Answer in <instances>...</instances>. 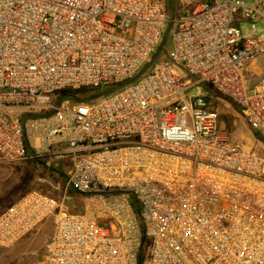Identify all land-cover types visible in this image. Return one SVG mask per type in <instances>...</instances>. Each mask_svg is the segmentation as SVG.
Listing matches in <instances>:
<instances>
[{
	"label": "built area",
	"instance_id": "obj_1",
	"mask_svg": "<svg viewBox=\"0 0 264 264\" xmlns=\"http://www.w3.org/2000/svg\"><path fill=\"white\" fill-rule=\"evenodd\" d=\"M170 18L168 0H0V156L69 163L62 196L0 213V249L53 217L46 264H264V154L231 142L210 92L264 139V30L239 25L264 24V0H191L155 60Z\"/></svg>",
	"mask_w": 264,
	"mask_h": 264
},
{
	"label": "rangeland",
	"instance_id": "obj_2",
	"mask_svg": "<svg viewBox=\"0 0 264 264\" xmlns=\"http://www.w3.org/2000/svg\"><path fill=\"white\" fill-rule=\"evenodd\" d=\"M191 0H168L170 22L162 32L161 41L153 58H159L162 53L172 47L170 28L174 26L177 9H184ZM247 0H243L246 4ZM185 5V6H183ZM255 23L258 33L264 30L260 20L240 19L239 25L244 35L251 34V25ZM155 59V60H156ZM144 65L141 71L148 68ZM183 71L182 67H179ZM207 85H194L191 91L205 92ZM220 103L223 101L219 100ZM220 106L222 126L227 130L231 142L247 149L264 154V141L257 139L244 116L230 104ZM17 112V110H13ZM33 149H31V152ZM32 154V153H31ZM69 163L66 161L52 162L46 156L34 155L25 159L7 160L0 156V213L17 198L28 192L37 190L47 194L62 196L67 182ZM70 198L66 204L71 211H80L83 200L72 188L67 190ZM54 231V218L50 217L35 229L23 236L13 245L0 249V264H46L49 243Z\"/></svg>",
	"mask_w": 264,
	"mask_h": 264
},
{
	"label": "trees",
	"instance_id": "obj_3",
	"mask_svg": "<svg viewBox=\"0 0 264 264\" xmlns=\"http://www.w3.org/2000/svg\"><path fill=\"white\" fill-rule=\"evenodd\" d=\"M137 76H139V73L136 75V77ZM131 80L132 79L120 81V82L111 84L109 86L100 87V88L65 89L56 96L55 102L57 104H60L64 100L78 101V100H89V99L97 98V97L111 93L112 91L120 88L121 86L125 85ZM210 92L214 96H216L218 102L219 100H221L220 96H218L217 93H215L214 91H211V89H210ZM253 134L257 139L264 141L263 137L257 131L253 130ZM67 179H68V175H67ZM146 262H147V249L141 252L139 264H145Z\"/></svg>",
	"mask_w": 264,
	"mask_h": 264
}]
</instances>
